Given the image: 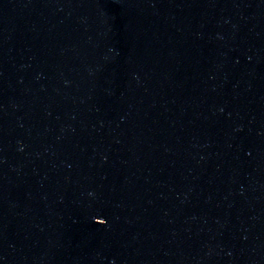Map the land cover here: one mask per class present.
<instances>
[{
	"label": "water",
	"instance_id": "water-1",
	"mask_svg": "<svg viewBox=\"0 0 264 264\" xmlns=\"http://www.w3.org/2000/svg\"><path fill=\"white\" fill-rule=\"evenodd\" d=\"M0 264H264V0H0Z\"/></svg>",
	"mask_w": 264,
	"mask_h": 264
}]
</instances>
